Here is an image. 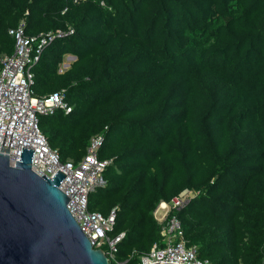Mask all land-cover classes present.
I'll return each mask as SVG.
<instances>
[{
	"label": "trees",
	"instance_id": "obj_1",
	"mask_svg": "<svg viewBox=\"0 0 264 264\" xmlns=\"http://www.w3.org/2000/svg\"><path fill=\"white\" fill-rule=\"evenodd\" d=\"M21 21L35 45L67 33L42 46L32 89L64 90L72 109L38 127L73 165L102 137L87 207L114 209L109 235L124 233L109 264L162 247L154 211L184 190L168 218L186 247L207 264H264V0H0V56Z\"/></svg>",
	"mask_w": 264,
	"mask_h": 264
},
{
	"label": "built area",
	"instance_id": "obj_2",
	"mask_svg": "<svg viewBox=\"0 0 264 264\" xmlns=\"http://www.w3.org/2000/svg\"><path fill=\"white\" fill-rule=\"evenodd\" d=\"M24 28L25 23L21 21L9 31L15 38L13 52L0 56V150L2 145L5 149L9 147L8 155L14 162L19 159L22 147L32 149V168L35 172L50 178H53L58 170L66 175L59 188L70 198L67 208L92 246L102 249L109 260L114 258L117 244L124 236V233L109 235L115 224V210L103 215L89 211L87 207L89 192L104 182L102 171L107 162L100 161L98 157L102 137L92 136L85 156L78 164L73 165L59 161L58 152L51 148L38 127V114H53L58 109L71 111L64 90L45 97L34 96L31 71L32 64L39 58L42 46L67 33L57 31L46 36L40 34V42L35 45L36 38L27 36ZM72 31L71 29L70 33ZM188 195L189 192L184 190L171 202L159 203L154 215L163 224L161 233L165 243L162 247L155 244L148 253L141 256L140 264H207L206 260L197 257L194 248L185 246L179 221L175 217L168 218L171 209H180L187 203Z\"/></svg>",
	"mask_w": 264,
	"mask_h": 264
},
{
	"label": "water",
	"instance_id": "obj_3",
	"mask_svg": "<svg viewBox=\"0 0 264 264\" xmlns=\"http://www.w3.org/2000/svg\"><path fill=\"white\" fill-rule=\"evenodd\" d=\"M33 152L22 147L13 162L9 147L0 150V264H109L67 208L70 198L59 188L66 175L35 172Z\"/></svg>",
	"mask_w": 264,
	"mask_h": 264
},
{
	"label": "rangeland",
	"instance_id": "obj_4",
	"mask_svg": "<svg viewBox=\"0 0 264 264\" xmlns=\"http://www.w3.org/2000/svg\"><path fill=\"white\" fill-rule=\"evenodd\" d=\"M72 60H74V59H70V58H68L67 56H65L64 63L62 64V70H63L64 68H66V67H67L66 64L70 63Z\"/></svg>",
	"mask_w": 264,
	"mask_h": 264
},
{
	"label": "clouds",
	"instance_id": "obj_5",
	"mask_svg": "<svg viewBox=\"0 0 264 264\" xmlns=\"http://www.w3.org/2000/svg\"><path fill=\"white\" fill-rule=\"evenodd\" d=\"M69 56H70V55H67L68 58H69ZM72 56H73V55H72ZM72 61H73V60H72ZM72 61H71V62H72ZM71 62H70V63H71ZM64 69H67V68H64ZM61 70H62V69H61ZM71 109H72V107H71Z\"/></svg>",
	"mask_w": 264,
	"mask_h": 264
}]
</instances>
